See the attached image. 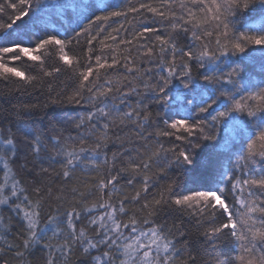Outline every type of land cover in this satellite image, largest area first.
Returning <instances> with one entry per match:
<instances>
[{
    "label": "snow or ice",
    "instance_id": "1",
    "mask_svg": "<svg viewBox=\"0 0 264 264\" xmlns=\"http://www.w3.org/2000/svg\"><path fill=\"white\" fill-rule=\"evenodd\" d=\"M61 75L51 104L83 111L45 135L39 105H13L0 126V259L198 264L158 219L179 212L207 264H264V0H0V80L51 94Z\"/></svg>",
    "mask_w": 264,
    "mask_h": 264
},
{
    "label": "trees",
    "instance_id": "2",
    "mask_svg": "<svg viewBox=\"0 0 264 264\" xmlns=\"http://www.w3.org/2000/svg\"><path fill=\"white\" fill-rule=\"evenodd\" d=\"M24 19L25 21L27 20V18ZM17 24L19 25V28L16 29V33H15L17 35L23 34L26 31L28 32L35 31L37 32L38 35L40 34L38 29L32 28L26 23L17 21ZM39 27L46 28L48 31L59 30L61 33L63 32V29L60 27L59 23H53L50 25L42 24ZM177 43L179 46L183 47L185 44L190 43V41L187 40L183 35H181L177 37ZM142 67H147V65H142ZM195 71L196 69L194 68V72ZM200 71H204V70L201 69ZM16 87L17 85L14 83L0 80V126H4V127L8 126L9 120L12 119L11 113L13 110V105H22V104L39 105L40 107L34 110L30 123L32 124L33 128L44 132L45 135H53V132L51 131V126L53 124H56L57 127H59L60 123L64 119H67V117L69 116H75L77 112L83 111L81 107H78L70 103L65 102V103L51 104L50 102V95L52 97H55L57 92L63 91V94L65 96L71 95L72 89L75 87V85L71 80L68 79L67 75H61L57 80L52 82L53 91L51 94L48 91L47 83H45L43 87L28 88L26 91L22 90L20 92H17L15 90ZM136 99L137 97L132 96L130 97V102H135ZM146 102L147 101L145 100V103ZM45 105L47 106L45 107ZM154 110L159 111L158 108ZM13 130L15 131L14 125H13ZM4 134L7 135V132H5ZM22 147L24 146L22 145ZM112 150H116V148L113 147ZM31 159H32L31 156H29V160ZM29 167H31V164L29 165ZM27 179L31 180V177H28ZM54 180H55L54 174L52 176H44L42 178L44 184H47ZM166 182H167L166 179L159 180L157 182V185L150 189L148 198L151 199L152 196L159 191L160 186L165 184ZM121 183L124 184L125 182L121 181ZM52 186H53V192L55 193L56 189L59 187V182L56 181L55 183H53ZM139 187H140L139 182H136L134 188L126 186V190L131 195L134 194L135 188H139ZM136 207H138V205H129L130 211H134ZM158 219L167 221L169 224L173 222H180L181 220L183 221L182 226H185L188 229L189 234L187 237L181 239L182 240L188 239L190 241L191 245L193 246V251L198 254V264H207V262L210 261L214 255H217V253H214L211 248H208L203 245L202 238H199L198 236V230L195 226L194 219H191L187 215L181 214L179 212H172V213L163 212L160 214V217H158ZM181 246L182 244H178V247ZM224 247L226 246H222V248ZM40 257L41 254L37 253L36 257L33 259V264H43V261ZM5 260L8 261V264H16V261L14 260L11 253H8L7 256H5L3 259H0V261L2 262H5ZM73 264H83L82 258H80L79 255L73 257Z\"/></svg>",
    "mask_w": 264,
    "mask_h": 264
},
{
    "label": "flooded vegetation",
    "instance_id": "3",
    "mask_svg": "<svg viewBox=\"0 0 264 264\" xmlns=\"http://www.w3.org/2000/svg\"><path fill=\"white\" fill-rule=\"evenodd\" d=\"M0 264H4V262L0 261Z\"/></svg>",
    "mask_w": 264,
    "mask_h": 264
}]
</instances>
